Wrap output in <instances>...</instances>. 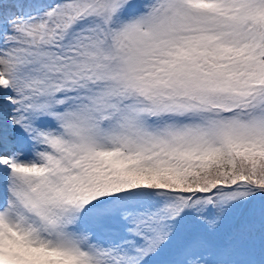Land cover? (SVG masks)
<instances>
[{"label": "snow or ice", "instance_id": "1", "mask_svg": "<svg viewBox=\"0 0 264 264\" xmlns=\"http://www.w3.org/2000/svg\"><path fill=\"white\" fill-rule=\"evenodd\" d=\"M0 264H264V0H0Z\"/></svg>", "mask_w": 264, "mask_h": 264}]
</instances>
